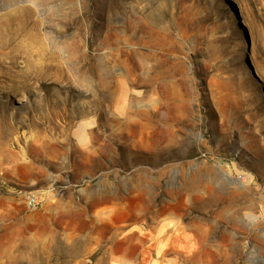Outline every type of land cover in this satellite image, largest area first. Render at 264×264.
<instances>
[{
	"label": "rangeland",
	"instance_id": "obj_1",
	"mask_svg": "<svg viewBox=\"0 0 264 264\" xmlns=\"http://www.w3.org/2000/svg\"><path fill=\"white\" fill-rule=\"evenodd\" d=\"M8 236L0 264H264V0H0Z\"/></svg>",
	"mask_w": 264,
	"mask_h": 264
},
{
	"label": "bare ground",
	"instance_id": "obj_2",
	"mask_svg": "<svg viewBox=\"0 0 264 264\" xmlns=\"http://www.w3.org/2000/svg\"><path fill=\"white\" fill-rule=\"evenodd\" d=\"M0 256L6 258L8 262H11V237H7L3 243L0 244Z\"/></svg>",
	"mask_w": 264,
	"mask_h": 264
},
{
	"label": "built area",
	"instance_id": "obj_3",
	"mask_svg": "<svg viewBox=\"0 0 264 264\" xmlns=\"http://www.w3.org/2000/svg\"><path fill=\"white\" fill-rule=\"evenodd\" d=\"M29 203H30V205L31 206H37L38 205V200H37V198L35 197V196H30L29 197Z\"/></svg>",
	"mask_w": 264,
	"mask_h": 264
}]
</instances>
